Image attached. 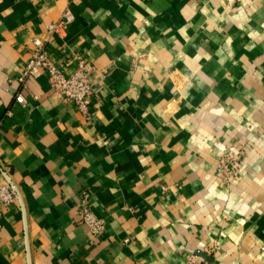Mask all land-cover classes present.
<instances>
[{
    "label": "crops",
    "instance_id": "crops-1",
    "mask_svg": "<svg viewBox=\"0 0 264 264\" xmlns=\"http://www.w3.org/2000/svg\"><path fill=\"white\" fill-rule=\"evenodd\" d=\"M33 37L65 74L92 65L85 111L46 73L19 82ZM7 176L0 264H264V0H0Z\"/></svg>",
    "mask_w": 264,
    "mask_h": 264
},
{
    "label": "built area",
    "instance_id": "built-area-1",
    "mask_svg": "<svg viewBox=\"0 0 264 264\" xmlns=\"http://www.w3.org/2000/svg\"><path fill=\"white\" fill-rule=\"evenodd\" d=\"M73 19V14L67 9L63 12V20L69 22ZM59 24H56L57 27ZM32 47L28 60L22 71L18 75L19 82L24 83L27 78H34L41 73H46L55 94L59 97L73 101L80 110L85 111L87 97L92 91V83L89 78L92 65L84 58L78 57L75 69L65 74L62 63H57L51 59L45 46V42L38 37L31 39ZM18 102L25 103L24 94L19 90L14 95ZM218 170L221 178L229 183L235 173L239 170L242 158L240 151L229 149L219 156ZM89 192L83 190L80 197L79 214L81 220L88 226L92 236L99 237L104 233L105 220L97 215L88 203ZM20 200V193L12 179L7 176V181L0 184V206H7L12 202ZM186 264H211L190 252L186 255Z\"/></svg>",
    "mask_w": 264,
    "mask_h": 264
}]
</instances>
